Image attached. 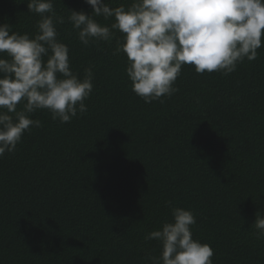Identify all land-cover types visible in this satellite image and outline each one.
<instances>
[{"label":"trees","instance_id":"obj_1","mask_svg":"<svg viewBox=\"0 0 264 264\" xmlns=\"http://www.w3.org/2000/svg\"><path fill=\"white\" fill-rule=\"evenodd\" d=\"M54 8L71 70L83 78L90 67L93 90L68 123L32 113L40 127L0 157V264H150L160 245L147 234L172 220L171 206L193 213V238L211 246L213 264H264L252 224L264 208V47L227 75L184 65L178 91L145 103L117 51L121 33L85 46L66 9L90 6ZM38 19L25 0H0V24L13 31L31 36Z\"/></svg>","mask_w":264,"mask_h":264},{"label":"clouds","instance_id":"obj_2","mask_svg":"<svg viewBox=\"0 0 264 264\" xmlns=\"http://www.w3.org/2000/svg\"><path fill=\"white\" fill-rule=\"evenodd\" d=\"M25 2L39 16L35 33L0 24V157L14 152L26 131L40 127L32 113L47 110L53 120L68 123L87 111L93 90L92 69L85 68L83 78L74 73L69 48L57 39L65 18L57 15L54 0ZM84 2L90 12L66 9L79 41L107 42L118 30L117 51L126 55L132 91L145 103L178 91L174 84L184 65L198 74L227 75L244 59H257L264 47V0H132L116 7L106 0ZM96 17L113 23L102 25ZM170 211L172 220L147 234L160 245L159 256L147 257L150 264H213L211 246L193 238V213L177 206ZM252 224L264 239V208Z\"/></svg>","mask_w":264,"mask_h":264}]
</instances>
